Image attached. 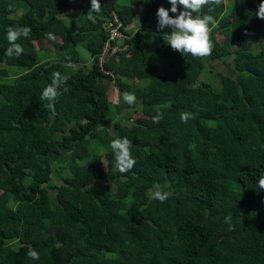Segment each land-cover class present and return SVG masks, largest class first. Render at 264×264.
<instances>
[{
	"label": "trees",
	"instance_id": "1",
	"mask_svg": "<svg viewBox=\"0 0 264 264\" xmlns=\"http://www.w3.org/2000/svg\"><path fill=\"white\" fill-rule=\"evenodd\" d=\"M262 37L264 0H0V264H264Z\"/></svg>",
	"mask_w": 264,
	"mask_h": 264
},
{
	"label": "rangeland",
	"instance_id": "2",
	"mask_svg": "<svg viewBox=\"0 0 264 264\" xmlns=\"http://www.w3.org/2000/svg\"><path fill=\"white\" fill-rule=\"evenodd\" d=\"M70 1H74V0H70ZM88 1H92V0H88ZM228 1L230 2L231 0H224V3H228ZM117 4L118 5H122V4H126V0H117ZM134 15H133V18H132V22L130 25H128L126 27V29L128 30H133L134 32L137 30H144L146 29V25H143L141 23V19L144 17L140 8L138 7H135L134 9ZM74 13V12H73ZM173 13L174 15H176L179 19L180 18H183L182 15L178 12V11H173L171 12ZM64 23L66 24V20H64ZM175 37H178V35H174ZM55 39L52 38V36L49 37L47 43H46V40L44 42H42L41 44V47L40 46H37L34 44L35 48H38L39 50H41L42 52L41 53H48L49 54V57L50 58H53V56H55L56 54V47L60 44V39L55 36L54 37ZM216 39L220 40L221 39V36L219 34H216ZM263 45H264V39L262 40ZM202 46H205L204 43H201ZM260 47V44H259V47H256L255 50H258ZM37 49V50H38ZM35 52V51H34ZM34 52H31L30 55L34 58V59H41L40 55H37V53H34ZM78 52L80 54V56L83 58L84 60V64H87L88 62V59L86 57V52L85 50L83 49V47H79L78 48ZM229 60V59H227ZM208 68L212 71V73L214 74L215 72L217 71H221L223 70V66L219 63V61L217 62H213V63H210L208 65ZM200 79L204 82H209L211 84H214L216 82V78L214 76H210V75H200ZM143 83V82H141ZM105 95H106V99H107V102L111 105L110 109L112 108L113 105H115L117 103V100H118V97H119V92L117 91V87L113 86L112 83H107L105 85ZM129 96L126 97V100L123 101L122 103L119 104V111L118 112H111V114L109 115V117L105 118L102 120V123L103 125L108 129V130H111L112 129V123L114 122V120H119L121 119L120 122H122L121 124L125 125V124H128V122L124 121L122 119V114L124 112L127 111V109L129 108L128 105H127V101L129 100ZM131 118L129 121H132L134 118H136L138 115L137 111L136 110H133L132 111V114H131ZM127 139V138H126ZM78 154H80L78 156ZM73 157L77 160H80V159H83L85 158L84 157V154L83 153H73ZM65 172V171H64ZM66 173V172H65ZM74 173V172H73ZM59 182H56V184H58ZM50 196H51V199L55 202H58L59 201V193L57 191H50ZM59 230L58 229H55V235L58 236L59 235ZM11 247L13 249H16V250H23V251H27L30 249L28 243H22V244H18V243H15V244H11Z\"/></svg>",
	"mask_w": 264,
	"mask_h": 264
},
{
	"label": "built area",
	"instance_id": "3",
	"mask_svg": "<svg viewBox=\"0 0 264 264\" xmlns=\"http://www.w3.org/2000/svg\"><path fill=\"white\" fill-rule=\"evenodd\" d=\"M101 25L106 33V39L102 43L99 59L105 60L106 58L115 56L124 49L122 41L126 39V35L123 31L127 29L123 26L121 19L114 12H111Z\"/></svg>",
	"mask_w": 264,
	"mask_h": 264
},
{
	"label": "clouds",
	"instance_id": "4",
	"mask_svg": "<svg viewBox=\"0 0 264 264\" xmlns=\"http://www.w3.org/2000/svg\"><path fill=\"white\" fill-rule=\"evenodd\" d=\"M112 12H114V11H112ZM114 13H115V12H114ZM116 14H117V13H116ZM101 27H102V25H101ZM102 28H103V27H102ZM125 28H126V27H125ZM125 31H126V30H125ZM127 31H128V29H127ZM123 33H124V31H123ZM49 37H50V36H49ZM49 37H48L47 39H49ZM54 37H55V35L52 36L53 39H55ZM263 39H264V37L261 38V40H263ZM41 41L44 42L45 39H43V40H41ZM46 43H47V41H46ZM102 43H103V42H102ZM256 43H258V42H256ZM256 47H259V45L257 44ZM101 49H102V45H101ZM101 49H100V52H101ZM123 50H124V49H123ZM41 52H42V51H41ZM100 52H99L98 55L96 56L95 61H96L97 65H98L99 69L102 70V65H103V63L109 61L110 59H114V58L116 57V55L113 56V57H110V58H106L105 60H100V59H99ZM56 53H57V49H56ZM55 55H56V54H55ZM49 59H53V58H49ZM90 60H91V59L88 60L87 64H84V67H85V68H87L88 66H91V64H90ZM41 61L44 62V60H41ZM103 72H104V74H107V73H108V72H106V71H103Z\"/></svg>",
	"mask_w": 264,
	"mask_h": 264
}]
</instances>
